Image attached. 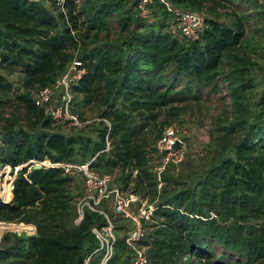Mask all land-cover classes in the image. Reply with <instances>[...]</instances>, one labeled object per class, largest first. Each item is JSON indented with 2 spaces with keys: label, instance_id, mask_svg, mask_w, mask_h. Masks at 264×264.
Segmentation results:
<instances>
[{
  "label": "trees",
  "instance_id": "obj_1",
  "mask_svg": "<svg viewBox=\"0 0 264 264\" xmlns=\"http://www.w3.org/2000/svg\"><path fill=\"white\" fill-rule=\"evenodd\" d=\"M164 1L203 17L197 39L183 37L158 0L150 22L138 17L140 0H0V165L91 162L101 175H116L118 190L137 198L133 212L154 207L138 243L147 264H264V4ZM73 63L84 73L70 87V111L92 136L52 121L61 90L35 104ZM219 85L226 94L211 120L210 151L184 160L179 172L167 166L158 187L156 142ZM83 195L76 172L22 168L11 203L0 202V222L32 224L36 235L5 234L0 264H83L99 247L92 230L107 225L90 211L74 223ZM99 208L115 226L106 264H132L130 223L109 201Z\"/></svg>",
  "mask_w": 264,
  "mask_h": 264
},
{
  "label": "built area",
  "instance_id": "obj_2",
  "mask_svg": "<svg viewBox=\"0 0 264 264\" xmlns=\"http://www.w3.org/2000/svg\"><path fill=\"white\" fill-rule=\"evenodd\" d=\"M32 2H40L42 0H29ZM58 6L63 0H57ZM166 5L169 12L174 14L176 22V30L185 38L195 40L204 30V19L196 13L174 12L164 0H158ZM259 4H264V0H256ZM153 0H140L137 11L138 17L150 22L152 11L149 8ZM69 67L68 71L57 81V83L47 89L38 92L35 96L36 106H43L50 102L52 96L57 90L63 92L62 103L59 107L52 109L49 113L50 118L55 123H67L74 128H82L85 124L81 122L77 115L70 111L71 96L69 94L70 87L81 79L83 71L74 69V65ZM79 65V64H78ZM155 152L158 160L153 167L158 187L161 186V176L169 165L179 166L186 158V143L180 136L179 131L170 126L166 128L161 137L155 144ZM87 162L81 165L74 163L53 164L49 161H29L28 163L12 169L8 165H0V202L10 204L13 199L14 181L19 171L28 166H40L45 168H60L65 174L78 173L81 174L84 181V195L76 203L77 217L74 223L77 225L81 222L86 211L99 213L104 216L107 225L101 229H93L92 234L97 240L99 247L92 254L87 256L83 264H90L92 256L98 252H103L101 264H106L112 257L113 245L115 243V226L108 216L100 210L103 201H109L114 214L122 217L131 225V230L127 233L125 244L133 252L134 259L132 264H147L146 249L138 245L144 238V229L142 220H149L154 207L144 204L139 207L137 212L130 210L131 203L136 202V197L126 195L120 190L112 187V179L109 175H101L90 168ZM213 217V215H212ZM1 234H13L17 236L33 237L36 235V228L32 224L22 222H0Z\"/></svg>",
  "mask_w": 264,
  "mask_h": 264
},
{
  "label": "rangeland",
  "instance_id": "obj_3",
  "mask_svg": "<svg viewBox=\"0 0 264 264\" xmlns=\"http://www.w3.org/2000/svg\"><path fill=\"white\" fill-rule=\"evenodd\" d=\"M240 7L242 8V10L248 9L246 6H240ZM262 47H263V51H262L263 58L259 59V61H260L261 67H264V44ZM261 77H262V74H261ZM14 79H15L14 77L9 78V80H14ZM222 94H226V89H225V86L219 85V93H216V95L209 97L208 101L204 100L201 107L194 108L191 113L182 117L179 122L173 123L172 125H170V126H174L179 131L180 136L184 139L186 143V150H187L186 155L187 156H186L185 161L187 160V158H191L192 160H195V161L197 159L204 158L206 157L207 152L210 151L209 146L212 140L211 135H210L211 120H212V117L216 116L219 111L218 99L220 96H222ZM257 100H258V95L255 98V101ZM83 123L85 125L79 129L75 128L76 130L72 129L73 127L68 124L64 128V132L66 133L79 132L81 131L80 129H82L87 135L92 136L89 133L90 131L89 129L87 128L84 129L87 123L85 122ZM78 165H81V164H78ZM180 167L181 166H177L176 168H174V171L179 172L181 170ZM110 177L112 179V187L119 189L118 185L114 182V179H116L117 176L111 175ZM136 208L137 207L135 204L130 205V210L134 211ZM4 235L5 234H1V230H0V244H1L2 237Z\"/></svg>",
  "mask_w": 264,
  "mask_h": 264
},
{
  "label": "water",
  "instance_id": "obj_4",
  "mask_svg": "<svg viewBox=\"0 0 264 264\" xmlns=\"http://www.w3.org/2000/svg\"><path fill=\"white\" fill-rule=\"evenodd\" d=\"M78 66H79L78 64H75V65H74V69H77ZM33 168L36 169V170H38V169H40L41 167L38 166V165H36V166H33Z\"/></svg>",
  "mask_w": 264,
  "mask_h": 264
},
{
  "label": "crops",
  "instance_id": "obj_5",
  "mask_svg": "<svg viewBox=\"0 0 264 264\" xmlns=\"http://www.w3.org/2000/svg\"><path fill=\"white\" fill-rule=\"evenodd\" d=\"M137 199V198H136Z\"/></svg>",
  "mask_w": 264,
  "mask_h": 264
}]
</instances>
